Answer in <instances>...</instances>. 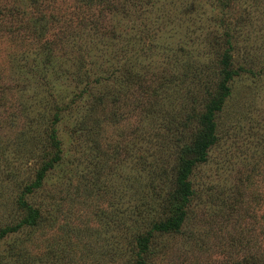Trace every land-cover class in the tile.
<instances>
[{
	"label": "rangeland",
	"instance_id": "1",
	"mask_svg": "<svg viewBox=\"0 0 264 264\" xmlns=\"http://www.w3.org/2000/svg\"><path fill=\"white\" fill-rule=\"evenodd\" d=\"M227 50L216 140L179 230L153 232L146 264H264V0H0V229L23 215L48 129L61 149L24 197L39 224L0 240V264H135L131 234L166 217L177 144ZM86 83L104 98L91 109Z\"/></svg>",
	"mask_w": 264,
	"mask_h": 264
},
{
	"label": "trees",
	"instance_id": "2",
	"mask_svg": "<svg viewBox=\"0 0 264 264\" xmlns=\"http://www.w3.org/2000/svg\"><path fill=\"white\" fill-rule=\"evenodd\" d=\"M32 23V21H31ZM33 28H36L32 25ZM230 43V42H229ZM221 70H220V78L217 82L216 92L211 95L209 101L205 104L204 109L200 112L192 115L190 119H195L197 123V128L191 135V138L186 141H181L177 144V153L174 157L176 160L174 175L171 183V187L168 188L169 196L166 200L167 202V215L163 219H160L154 222L150 229L145 230L144 232L139 231V233L131 234V245L129 250L132 251L133 248H137L135 251L136 259L135 264H146V254L148 253L150 248V242L152 238V234L154 231L158 232H176L179 230L180 225L182 224L185 216H186V208L194 194V190L191 182V175L193 173L194 167L204 161L206 159L207 151L211 147V145L216 140V116L217 113L221 110L223 103L226 98L230 94V86L229 82L233 77L236 70L232 68L231 65V55L228 53V50L222 55L221 58ZM96 82H99L98 80ZM95 87V85H94ZM91 87L89 83H86L85 87L79 92L78 97L86 98V103L88 99L95 98L98 100H94L90 102L88 108H92L94 105H98L103 100V97H98L97 94L93 93L94 91H99ZM102 93V92H101ZM87 96V97H86ZM77 97V96H76ZM100 101V102H97ZM56 110L54 111L53 120L57 121L61 115ZM53 121V122H54ZM79 127V126H78ZM75 128L76 130H80ZM50 130V143L48 146L51 148L49 151L51 156H48V160L43 161L40 168L37 170V174L35 179L25 185V190L22 191L20 197V203L22 205L21 209L23 211V215L19 218L15 227H4L0 229V240L5 237L8 232H12L17 229V227L25 225L27 227L37 226L42 218L41 212L38 207H33L28 201L24 198L25 194H29L34 192V190L41 186L43 183V179L45 177V171L49 168H52L54 164H57L61 161V149L60 142L58 140H54V129ZM178 135V133L174 130H170V139H174ZM164 137V136H163ZM25 139L23 140V143ZM40 148L43 151L42 145ZM38 148V147H37ZM22 152L25 155L32 154L31 151L26 147L25 144L22 145ZM45 150V149H44ZM132 215L138 212L139 203L133 204L131 207ZM132 219V218H131ZM138 219V218H136ZM135 244V245H134ZM134 246V247H133Z\"/></svg>",
	"mask_w": 264,
	"mask_h": 264
}]
</instances>
